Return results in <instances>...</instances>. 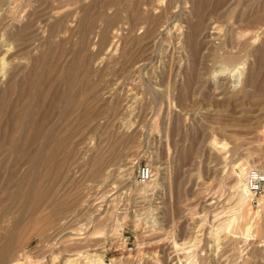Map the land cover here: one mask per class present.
I'll return each mask as SVG.
<instances>
[{
    "label": "rangeland",
    "instance_id": "1",
    "mask_svg": "<svg viewBox=\"0 0 264 264\" xmlns=\"http://www.w3.org/2000/svg\"><path fill=\"white\" fill-rule=\"evenodd\" d=\"M139 5L155 21L130 23L137 0H0V90L39 97L23 135L52 107L25 160L0 141V264H264V189L244 194L264 172V0Z\"/></svg>",
    "mask_w": 264,
    "mask_h": 264
},
{
    "label": "bare ground",
    "instance_id": "2",
    "mask_svg": "<svg viewBox=\"0 0 264 264\" xmlns=\"http://www.w3.org/2000/svg\"><path fill=\"white\" fill-rule=\"evenodd\" d=\"M141 1L142 0H137V3H138L137 8H135V7H133V9L131 8L133 10L132 12H134L135 15L137 16L136 19H133V20L131 19V22L130 23L132 25H138L140 23H144L145 24V23H149V22L155 21L152 17L146 19L143 16V14L140 12V5L139 4L141 3ZM135 15H133L132 17L134 18ZM104 30H105V28H104ZM101 36H102L103 41L105 42V31H104V33L101 34ZM85 40H87L86 39V30H84L83 33H82L81 41H80V44H79V47L80 48H84L85 45L87 44V43H85ZM64 80H65L64 81V84L65 85H69V78L64 79ZM238 81H240V80H238ZM29 84L30 83L24 82V83H21V84L19 83V85H16V86L14 84V87H13V85H9V86H6L4 89L0 90V141H4V142H7V143H11L12 144L14 142H19V140L23 139L24 140V143H26V146L23 145L25 148L23 147L24 148V154L22 155V160H25L26 157H27V155L29 156L30 145H31L30 143H33V141L35 140V134H36V131H37V128H35L37 126V123L36 122L39 121V119H41V120L43 119L45 121V118L49 116V114H48V112L50 111L49 109L52 108L51 107V108L47 109V112L45 114H43V117L41 116V114H42L41 111L43 109L42 106L40 107L39 110L35 111V113L32 116L33 117V123H32L33 126L32 127H34V132L32 130L33 128L32 129H28L26 131V133L23 135V133L21 132V130L23 129L22 127H24V124L26 123V120H28V114L31 111V110L25 108L24 105H25V102H27L29 99H31L32 97H34V95H31V92H30L31 86H29ZM36 88H38V86ZM37 93L38 92H36V95H37ZM71 93L73 94L72 96H75V94H76V93L74 94V92H71ZM63 94H64V92H63ZM36 95L34 97L35 99L38 97V96L36 97ZM78 95H79V93H78ZM83 95H84V93H83ZM62 99H63V96L61 97L60 100H62ZM66 102H67L66 104L70 103V99L67 98L66 99ZM30 105H28V106H30ZM66 113H67V108L61 112V115H60L59 118L64 119ZM69 131H70V127L65 130V133L63 134L64 136L62 135L61 141L59 143H65L66 141L70 140V138H69L70 135H68ZM66 134H67V137L65 136ZM56 141H55V144H56ZM4 142L1 143V144H4ZM16 145H17V143H16ZM9 146H11V145H9ZM54 146L51 149V151H54L55 150ZM44 149L45 148H43V150L38 153V155L36 156V158H34V159H36L35 162H33L30 165V168H31V178L36 177V185L37 184L40 185V183L43 182V177H44V175H43V177L40 179L41 174H42L41 173L42 171H40L39 167H37V166H40L41 165V162H42L43 167H45V168L46 167H49L48 168L49 170L47 169L46 173H48V172L51 173V170L54 169V167L52 168V166H55V163H56L57 155H54V157L48 158V159H46V157H44L43 160H42V156L44 155ZM19 154H21V153H19ZM38 162H39V164H38ZM45 164H47V166H45ZM11 171H12V169H11ZM11 181H13V179H11ZM27 187H28V185H27ZM40 189H41V187H40ZM40 189H39V191H40ZM27 190H29V189H27ZM27 190H24V192L25 191L27 192ZM24 194H26V193H24ZM244 194L245 195H250L249 190H248L247 187L244 188ZM26 200H28V198ZM24 201H25V199H24ZM260 201L261 200H259L260 207H261V202ZM28 206H29V204H28ZM30 209H32V208H30ZM36 209H37V207H36ZM29 212H31V210H29ZM32 213H34V212H32ZM25 216H28V215H25ZM26 218H28V217H26ZM30 218H31V216H30ZM180 246H181L180 244L175 243V248L176 249L180 248ZM87 260L91 262L92 257H88ZM78 263H79V261H78V258H76V257H74L73 259H70V260L67 261V264H78ZM180 264H182V262Z\"/></svg>",
    "mask_w": 264,
    "mask_h": 264
},
{
    "label": "built area",
    "instance_id": "3",
    "mask_svg": "<svg viewBox=\"0 0 264 264\" xmlns=\"http://www.w3.org/2000/svg\"><path fill=\"white\" fill-rule=\"evenodd\" d=\"M151 168L147 165L141 166L137 180L144 183L151 177ZM245 184L250 192L251 206L260 208L259 195L264 189V172L256 168H250L245 175Z\"/></svg>",
    "mask_w": 264,
    "mask_h": 264
}]
</instances>
